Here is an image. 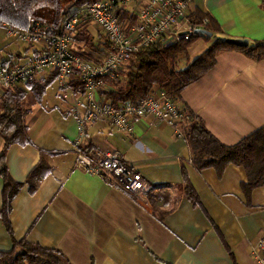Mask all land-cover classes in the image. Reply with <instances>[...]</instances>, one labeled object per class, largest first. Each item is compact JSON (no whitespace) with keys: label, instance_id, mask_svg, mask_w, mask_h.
Masks as SVG:
<instances>
[{"label":"crops","instance_id":"crops-1","mask_svg":"<svg viewBox=\"0 0 264 264\" xmlns=\"http://www.w3.org/2000/svg\"><path fill=\"white\" fill-rule=\"evenodd\" d=\"M196 11L208 13L223 37L264 40V0H194L189 13ZM91 24L97 34L102 32ZM200 42L205 43L203 53L209 46L204 37L189 51L201 47ZM40 50V45L14 41L0 45L8 64ZM75 97L85 100L74 87L59 86L51 93L48 88L41 101L30 100L26 123L31 143H14L7 151L9 173L20 182L39 162L42 150L54 152L47 157L53 170L34 192L25 184L13 202L17 240L58 248L74 264H256L250 249L264 235V186L253 191L248 204L242 189L246 170L230 165L220 177L214 168L197 169L185 134L165 119H135L131 133L107 118L92 122L81 149L119 152L150 185L169 192L170 212L161 221L147 195L130 194L78 164L77 120L71 113ZM178 100L219 140L235 144L264 126V58L223 50L213 69L186 87ZM3 147L0 138V153ZM188 183L194 185L199 205L185 194ZM2 189L0 174V210ZM12 247V235L0 217V249Z\"/></svg>","mask_w":264,"mask_h":264},{"label":"trees","instance_id":"trees-1","mask_svg":"<svg viewBox=\"0 0 264 264\" xmlns=\"http://www.w3.org/2000/svg\"><path fill=\"white\" fill-rule=\"evenodd\" d=\"M88 1L95 0H0V25L29 30L34 21L59 23L70 6ZM189 16L195 26L191 37L174 42H158L136 53L113 80L114 88L105 92L109 101L115 105L140 103L160 89L181 99L184 89L213 69L217 55L226 49L242 50L254 60L264 58V40L252 42L247 47L237 46L226 41L227 37H223L222 29L208 13L196 11ZM205 17L209 18L206 24L203 22ZM91 22L92 20H86L78 25V45L75 51L85 58H92V55L84 51L83 46H87L91 53L103 51L108 46L103 32L93 34L90 29ZM197 29L209 30L213 32V36L196 32ZM200 37H204L209 46L194 60L181 66L182 57L188 54L189 48ZM51 73L40 79L27 81L26 87L17 85L7 89L0 102V138L4 140L0 153V174L3 178V206L0 217L13 238L12 249H0V264H74L58 248L45 247L26 238L17 240L11 221L13 202L23 186L28 184L34 192L39 183L53 170L47 157L54 152L47 150L41 151V159L24 182L11 177L6 163L7 151L12 144L31 143L26 123V116L30 111L29 101H41L47 89L58 80V71ZM70 86L84 93V87L76 73ZM185 110L190 118L184 131L191 148L193 165L199 170L214 168L220 177L228 166H242L247 172V182L242 184V189L247 203L251 204L253 191L264 186V126L235 144H225L194 112L188 108ZM185 194L195 205L201 203L192 183L186 185ZM146 195L152 203L154 215L163 221L164 216L170 212L166 209L171 198L169 192L152 186ZM175 204L176 202L174 206Z\"/></svg>","mask_w":264,"mask_h":264},{"label":"built area","instance_id":"built-area-1","mask_svg":"<svg viewBox=\"0 0 264 264\" xmlns=\"http://www.w3.org/2000/svg\"><path fill=\"white\" fill-rule=\"evenodd\" d=\"M194 0H95L70 6L59 23L34 21L29 30L6 26L12 41L40 45L39 54L12 64L2 59L0 52V102L7 89L20 83L37 80L58 71L61 89H69L73 75L84 87L85 100L75 97L71 113L77 120L76 139L78 164L92 173L103 175L109 182L130 194L145 196L152 189L144 176L129 165L119 152L81 149L87 138L88 126L97 120L109 119L125 133L133 131V121L146 115L165 119L185 134L189 115L180 101L158 90L140 103L109 101L105 92L114 88L113 80L129 64L133 56L149 45L189 39L194 23L189 9ZM92 20L107 38L103 51L83 50L92 58L78 54V25ZM205 17L203 22L208 23ZM251 257L264 264V235L252 243Z\"/></svg>","mask_w":264,"mask_h":264},{"label":"rangeland","instance_id":"rangeland-1","mask_svg":"<svg viewBox=\"0 0 264 264\" xmlns=\"http://www.w3.org/2000/svg\"><path fill=\"white\" fill-rule=\"evenodd\" d=\"M91 28L93 31V34H97V28L94 24H91ZM6 41H12V39L7 36L5 28H3L2 26H0V45L3 44ZM201 47L199 46H195L192 50L189 51V53L187 55H185L183 57L184 60L188 59L189 61L194 60L201 52L202 48H204L205 43L204 42H200ZM197 47V48H196ZM184 60L181 61V66L185 64ZM59 88V84L58 82H56L55 84H53L52 86L49 87V93H51L53 90Z\"/></svg>","mask_w":264,"mask_h":264},{"label":"water","instance_id":"water-1","mask_svg":"<svg viewBox=\"0 0 264 264\" xmlns=\"http://www.w3.org/2000/svg\"><path fill=\"white\" fill-rule=\"evenodd\" d=\"M196 32H200L202 34L208 35L210 37L213 36V32L206 30V29H197ZM226 41L237 45V46H242V47H247L250 45V41L247 38H235V37H228L226 38Z\"/></svg>","mask_w":264,"mask_h":264}]
</instances>
